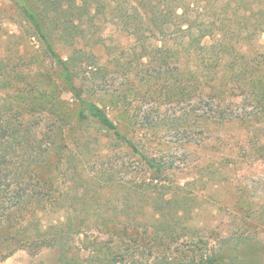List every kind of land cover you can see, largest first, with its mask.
<instances>
[{"label": "rangeland", "instance_id": "obj_1", "mask_svg": "<svg viewBox=\"0 0 264 264\" xmlns=\"http://www.w3.org/2000/svg\"><path fill=\"white\" fill-rule=\"evenodd\" d=\"M211 3L205 4L202 18L209 22L220 16L224 25L238 30L247 20L252 33L246 41L252 55L264 50V33L253 30L264 29V0H225L214 9ZM236 7L239 13L233 11ZM108 20L100 26L98 41L87 38L84 43L96 53L100 64L110 62L106 79L111 91L120 93L128 86L134 89L125 103L131 109L133 119L129 114L113 109L115 106L106 100L98 98L97 102L129 136L134 130L132 120L139 124L141 119L148 118L149 129L141 131L146 142L155 152L174 156L176 166L183 168L176 170V179L173 176L177 180L174 187H178V206L166 209L170 212L169 220L175 224L177 238L171 242L161 230L163 224L158 222L159 213L149 198V173L138 157L131 150L116 145L109 132L85 125L90 137L85 143L82 138L73 137L77 132L74 128L68 134L69 139L77 140V143L73 142L79 145L71 147L80 163L79 172H71L68 163L63 162L62 169L54 176L58 192H70L68 197L57 200V206L79 204L89 207L81 214L69 215L64 209H54L48 195L42 199L27 197L21 210L0 216V264H64L61 259L64 249L58 246L33 248L29 238L40 233L47 235L50 227L52 229L67 219L76 222L80 231L69 235L71 239L65 251L80 264H106L117 245L121 246L122 252L129 253L127 260L117 264H152L156 260H165V254L186 257L185 254L198 251L220 252L227 260L234 258L238 264L247 260L264 264V116L257 121H226L222 124L209 121L207 126L203 119H197L200 112L195 98L183 100L179 95L168 97L165 93L153 92L148 88L149 71L145 68L135 67L134 74L129 77L124 69L115 68L114 56L121 59L123 52L133 54L135 37L118 21ZM236 32L240 35L228 39L246 42L243 39L245 33ZM205 45L206 54L213 55L214 47ZM40 49L38 38L32 36L13 3L0 0V59L15 69L14 76L21 80L19 88L46 87L47 77L39 79L36 74L43 66ZM171 77L175 79L177 75L174 73ZM152 79L158 83L164 80L163 77ZM64 97L73 102L69 92L64 93ZM237 98L235 105L240 106L241 98L245 100L247 114L256 111L254 101L248 100L245 94ZM121 105L124 103L120 102L118 106ZM76 111V108L72 110L71 120ZM199 122L206 126L203 134L199 133ZM85 126L80 127L85 129ZM122 163L129 168L118 170L116 166ZM116 179H129V183H118ZM15 192L16 187L10 189L6 205L11 203ZM42 206L48 209L42 210ZM1 210L4 211L3 207L0 214ZM122 220L131 221L130 224L138 227L137 242L118 239L115 224Z\"/></svg>", "mask_w": 264, "mask_h": 264}, {"label": "trees", "instance_id": "obj_2", "mask_svg": "<svg viewBox=\"0 0 264 264\" xmlns=\"http://www.w3.org/2000/svg\"><path fill=\"white\" fill-rule=\"evenodd\" d=\"M10 1L25 19L32 36L39 40V57L43 66L36 74L39 79L47 77L48 82L44 88L37 85L31 90L19 88L21 80L14 76L15 69L0 59V209H4L0 216L21 210L23 202L28 201L27 197L42 199L45 195L53 200L54 209H64L69 215H74V212L81 214L88 208L79 204L57 206V200L68 197L70 192H58L54 175L62 169L63 162L68 163L71 172H79L81 168L77 155L71 152V147L79 145L73 142L77 143V140L69 139L70 129L77 131L73 137L82 138L85 143L90 139L86 126H97L109 132L116 145L131 150L148 171L149 198L159 213L157 219L163 224L161 230L166 233V239L174 242L176 227L169 220L170 212L166 209L178 206V187L174 186L176 170L180 166H176L174 156L159 154L146 142L141 131L149 129L148 118L141 119L139 124L132 120L134 130L129 136L97 102L98 98L106 100L115 106L113 109L125 112L133 119L131 109L125 103L134 89L128 86L120 93L111 91L106 79L110 62L100 64L96 53L84 41L87 38L98 41L100 26L106 19L118 21L134 35L135 45L131 56L126 52L122 53L121 59L114 56L115 68L124 69L128 77L134 74L135 67L145 68L149 71L146 82L153 92L165 93L168 97L179 95L183 100L195 98L200 112L197 119H203L207 126L209 121L218 124L257 121L264 116V50L252 55L251 46L246 41L252 33L247 20L238 30L224 25L223 18L216 12L213 14L218 18H211L209 22L201 17L205 15L201 14L205 4L212 2L214 9L225 0ZM233 11L239 13V8ZM253 30L254 33H264V29ZM236 31L245 33L243 39L246 42L228 39L238 35ZM211 40L218 42L211 44ZM152 42L161 44L153 45ZM205 44L214 47L215 55L206 54ZM174 73L177 75L175 79L171 77ZM158 77L164 80L158 83L152 79ZM66 92L71 94L73 102L64 97ZM242 94L254 101L255 112H245V100L242 98L240 106L235 105L237 97ZM120 102L124 106H118ZM75 108L77 111L71 120ZM204 124H198L200 134L206 131ZM83 125H86L85 129L80 127ZM116 168L128 169L129 166L122 163ZM116 181L129 183V179ZM13 187H16V192L11 203L6 205ZM71 188L75 190L73 186ZM23 208L26 209L25 205ZM41 209L47 210L48 207L42 206ZM67 220L55 224L52 229L50 227L47 235L40 233L29 238L30 247L58 246L64 249L61 257L64 264H80L77 258L65 251L70 243L69 235L80 231L75 226L76 222ZM130 223L122 220L115 224L116 235L122 242L125 238L129 242L138 241V227ZM120 247L117 245L106 264L122 263L128 259L129 253L122 252ZM172 255L165 254V260H156L152 264H238L234 258L227 260L220 252L206 254L198 251L185 254L186 257ZM249 261L243 264H253L255 260Z\"/></svg>", "mask_w": 264, "mask_h": 264}]
</instances>
